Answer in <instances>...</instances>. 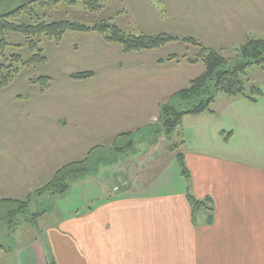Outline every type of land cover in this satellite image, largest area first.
Wrapping results in <instances>:
<instances>
[{
	"label": "rangeland",
	"instance_id": "obj_1",
	"mask_svg": "<svg viewBox=\"0 0 264 264\" xmlns=\"http://www.w3.org/2000/svg\"><path fill=\"white\" fill-rule=\"evenodd\" d=\"M36 12L48 22L71 21L93 26L108 21L127 34L136 36L166 34L180 39L191 37L205 47L221 51L230 60L248 40L240 37L247 25L254 26L256 30L248 38L264 40V0H110L99 13L88 11L82 2L76 6L63 2L54 10L37 7ZM230 18L232 26L228 22ZM14 21L33 23L25 17ZM6 39L11 45L4 54L0 52V63L13 64L9 60L12 55H20L25 61L32 57L25 37L11 33ZM37 41L47 62L33 67L19 63L18 71H13L16 76L11 83L0 89V200H32L28 213L17 215L12 222L7 220L0 224V246L11 251L0 255V264L25 255L35 242L43 246L49 261L55 260L46 230L60 228L62 221L83 215L87 204H96L106 196H114L130 188L132 183L141 191L159 190L158 193L163 192L165 187L168 190L167 186L158 185L168 183V179L173 186H185L177 152L171 153L170 148L186 141L187 146L181 147L182 153L196 150L204 144L200 131L207 135V144L214 139L212 131L198 127L199 123H192L187 124L191 130L175 133L169 138L161 136L158 139L156 134L147 132L144 138L134 139V147L131 148L132 137L117 139L119 136L114 134V127L107 129L103 126L104 121L113 124L109 113L113 110L108 104L104 105L102 99L117 96L116 85L129 78L126 76L132 74L133 66L136 72L144 70V74L154 72L156 61L160 58L186 56L180 63L165 64L161 74L167 76L168 81L170 76L173 78L172 89L182 90L205 70L202 63L191 66L187 61L200 52L198 46L178 41L159 50L125 54L120 45L108 44L95 33L69 32L61 43L46 36L37 38ZM85 72L95 76L87 80L70 78L72 74ZM42 78L51 79L45 92L37 82ZM244 81L247 93L253 87L264 91V66L250 67ZM216 100L214 109L222 115L220 126L232 128V111L238 107L232 106V99L223 94L217 95ZM71 114L87 117L84 120L78 117L77 129L78 132L85 128L86 131H93L87 144L91 141L93 148H100L94 155L99 157V164L93 168L91 176L77 181L66 196L44 200L38 197L36 191L51 182L54 175L43 176L37 183L28 184L24 182V170L27 169L22 167L34 146L51 150L57 142L69 144L68 133H58L55 126L59 118L69 120ZM186 123L191 122L187 120ZM138 125L143 128L146 123ZM88 153L78 152L74 160L82 161ZM15 164L18 166L15 167ZM58 205L60 209L68 210L52 211ZM17 210V207L9 205L0 206L3 212ZM36 214L41 216L35 224L30 223Z\"/></svg>",
	"mask_w": 264,
	"mask_h": 264
},
{
	"label": "crops",
	"instance_id": "obj_2",
	"mask_svg": "<svg viewBox=\"0 0 264 264\" xmlns=\"http://www.w3.org/2000/svg\"><path fill=\"white\" fill-rule=\"evenodd\" d=\"M228 22L232 26V18ZM255 32L254 26L247 25L240 37L255 39L248 38ZM161 60L166 59L156 61L154 72L143 74L144 70L136 72L133 66L129 78L116 85L117 96L102 99L113 110L109 112L113 124L104 121V127H114L119 136L140 129L138 123H155L160 105L181 89H172L173 78L168 81L161 75L165 64L178 61ZM195 65L199 64H191ZM229 98L232 106L238 107L232 111V128L220 126L222 115L214 109L216 100L214 114L187 116L178 131L182 134L192 129L187 124L199 123L198 127L214 133L212 143L207 144V135L200 131L204 144L183 153L191 173L192 194L200 201H211L212 224L208 223L210 210H202L194 218L187 184L173 186L168 179V183L158 184L168 190L165 187L158 193L141 191L132 183L114 196L87 204L83 215L62 221L60 228L46 230L56 263L264 264V98L257 103L244 97ZM78 117L87 119L71 114L69 120H57L56 131L67 132L69 144L61 141L51 150L42 146L30 149L22 167L27 169L24 182L34 184L43 176L50 177L75 162L78 152L86 155L93 149L91 141L87 144L93 131L85 128L78 132ZM185 146L183 141L181 147ZM67 210L58 205L52 211ZM2 264H49V260L43 246L35 242L25 255Z\"/></svg>",
	"mask_w": 264,
	"mask_h": 264
},
{
	"label": "trees",
	"instance_id": "obj_3",
	"mask_svg": "<svg viewBox=\"0 0 264 264\" xmlns=\"http://www.w3.org/2000/svg\"><path fill=\"white\" fill-rule=\"evenodd\" d=\"M110 0H0V52L4 54L10 47L6 36L8 34H19L26 38V44L32 54V57L25 61L20 55H12L9 60L13 64L6 65L0 63V89L8 86L16 76L13 71H18V64L33 67L47 62V57L40 47L37 38L46 36L54 39L57 43L63 41L64 36L69 33H95L101 36L108 44H117L122 48L123 53H141L144 51H154L166 47L168 44L183 41L200 48V52L194 58H188L190 64L202 63L205 67L203 74L192 80L188 87L175 92L170 99L161 104L159 108L158 121L146 125L135 132L119 135L117 139L123 137H132L129 145L133 148L134 139H141L146 133L156 134L158 139L162 137L169 138L182 128L183 119L187 116H199L205 113L214 114L213 105L216 102L217 95L223 94L231 98L244 97L251 103H257L260 98H264V91L253 87L250 92H246L244 77L250 67L264 66V40L248 39L236 52L232 60L225 57L221 51H217L201 45L194 38H177L166 34L157 36L132 35L127 34L115 24L108 21H102L93 26L85 24L60 21L48 22L44 16L36 12V8L54 10L65 2L69 6H76L82 2L85 8L92 13H99ZM30 19L33 23L15 22L14 19ZM186 58L178 55H171L166 61H178ZM17 68V69H16ZM9 73H5V72ZM12 72V74H10ZM95 76L94 73L85 72L72 74L73 80H87ZM45 92L51 84L50 78H42L37 81ZM35 83V82H34ZM130 138V139H132ZM116 139V140H117ZM181 144H176L170 148V152H177V161L187 184V198L192 207L194 218L202 210H210L209 224L214 221L213 207L211 201H200L191 192V173L186 166L183 153L180 151ZM99 147L93 148L82 161L73 162L58 169L53 180L43 188L36 191L39 198H60L66 196L72 186L77 181H83L93 174V168L99 164V157H94ZM131 150V149H129ZM117 151H125L118 149ZM95 161V162H94ZM97 165V166H96ZM91 170H90V169ZM31 198L27 202H20L12 199L0 200V206L9 205L17 207V211H0V224L11 220L17 215L28 213L31 205ZM41 214L32 216L30 223L35 224ZM8 252L10 249L0 246V252ZM49 264H57L55 260H50Z\"/></svg>",
	"mask_w": 264,
	"mask_h": 264
}]
</instances>
